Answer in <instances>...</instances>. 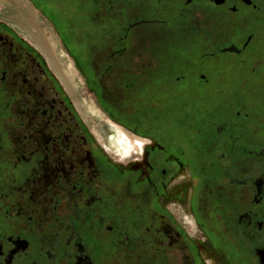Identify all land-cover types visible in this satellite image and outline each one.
<instances>
[{
  "label": "flooded vegetation",
  "instance_id": "af4514ba",
  "mask_svg": "<svg viewBox=\"0 0 264 264\" xmlns=\"http://www.w3.org/2000/svg\"><path fill=\"white\" fill-rule=\"evenodd\" d=\"M29 1L103 115L143 145L110 148L116 129L94 128L48 55L1 21L0 264H264V0ZM207 30L210 90L184 93L181 77L151 90L148 74L130 116L106 102L109 81L151 72L149 33ZM230 32L244 36H216ZM226 70L238 84L215 88Z\"/></svg>",
  "mask_w": 264,
  "mask_h": 264
},
{
  "label": "rangeland",
  "instance_id": "374dc122",
  "mask_svg": "<svg viewBox=\"0 0 264 264\" xmlns=\"http://www.w3.org/2000/svg\"><path fill=\"white\" fill-rule=\"evenodd\" d=\"M79 3V1H78ZM80 4V3H79ZM88 9H95V3L88 1ZM77 8V7H76ZM6 10V6L0 4V12H4ZM94 16V15H93ZM253 17V16H252ZM206 17H202L201 19L206 20ZM231 23L235 25H243L244 20L240 19L239 17L231 16ZM5 21V18L0 17V22ZM254 23V18H251L248 23ZM247 23V24H248ZM250 23V24H251ZM211 24V23H210ZM210 24L207 25L210 26ZM41 25L43 26L42 22ZM249 25V24H248ZM45 27H47L46 24H44ZM43 26V27H44ZM139 32L143 33L142 31L135 32L136 36L139 34ZM243 32V30L241 31ZM153 37L151 38V44H150V51L148 53V56L151 58L150 61V67L151 72H143V71H136V74L134 76H131L129 74H125L124 78L120 79L118 86H115L116 83H112V81H109L106 85V93L105 98L106 102L110 106H115L116 108L120 109L122 112H124V115H129L128 111L133 107H135V111L138 110V107L143 105L144 101V91L146 81L149 77L151 79V90L154 89V87L158 84H161L162 81H164L162 84H166L167 89H175L174 87V81L173 79L175 77H181L183 79V87L181 88L184 93H193L199 92L198 94H201L202 92L208 91L211 89V87L203 86L200 82V75H210L211 66L209 64V61L207 59H203L202 56L205 53L210 52L211 50L208 48H202L198 45V42L200 39L205 36V41H209V35L210 33L207 30V33L201 32L198 36H196L195 39L189 36V34H186L184 36H174L171 37L172 34H159V33H149ZM216 36L221 37L220 39L223 42H226L228 39H235L239 37H243V33H222V34H216ZM136 38V37H135ZM245 38H243L244 40ZM260 39H255L254 42H258ZM187 42V43H186ZM197 47L196 53H191L192 51L189 50L190 48ZM156 52V54H155ZM220 63V62H219ZM240 64V63H239ZM242 65V64H241ZM65 68H68L70 66L64 63L63 65ZM72 67V65L70 66ZM252 69H258V66L253 65L252 67L249 66L247 69L244 70H238L241 76V79L245 81L248 80L250 83L253 79L250 77ZM229 71H221V76L218 78L215 77V85L218 89V85H224L225 82H230V84H234L233 80H236L238 84V76L239 73L236 72V74H233L231 72L230 77L227 76ZM172 76V77H171ZM174 77V78H173ZM135 80V88H132L129 86L131 83V80ZM160 79L162 81H160ZM80 80V79H79ZM81 82V81H80ZM242 83V89L245 92L244 96L248 102L249 105H252V98H255L253 95L249 94L250 88L247 86L245 87V83L247 82H241ZM115 84V85H114ZM232 84V85H233ZM220 85V86H221ZM78 95L81 98L82 102L87 104V106H91L94 108L93 112L90 114L91 122L93 123L94 128L98 127L100 123L103 122L101 116L98 115L96 111H99L100 113L104 114L99 106L98 98L85 90L84 84L81 82L80 89L78 90ZM197 95V94H196ZM201 96V95H200ZM201 99L202 96L200 97ZM152 104L154 105L155 102L160 101L157 97L151 98ZM254 104V103H253ZM152 105V106H153ZM96 110V111H95ZM130 116V115H129Z\"/></svg>",
  "mask_w": 264,
  "mask_h": 264
},
{
  "label": "bare ground",
  "instance_id": "6f19581e",
  "mask_svg": "<svg viewBox=\"0 0 264 264\" xmlns=\"http://www.w3.org/2000/svg\"><path fill=\"white\" fill-rule=\"evenodd\" d=\"M0 4L6 6V10L0 12V17L5 18L9 23L16 26L20 33L32 38L36 45L48 55L54 68L62 75L72 94H78L81 82L73 69L74 67H70L71 65L68 68L63 67L64 63L69 65V61L71 60L66 58L60 48L59 40L53 28L51 26L43 27L41 25L42 19L36 9L31 5L30 1L0 0ZM81 102L82 101L78 99V106L87 120L91 122L90 114L93 112L94 108ZM96 112L101 116L102 120L108 121V124L112 126V130L116 129L117 131V134H114L109 142L108 146L110 148L117 147L120 150L124 149V152L128 153L127 150H129V148L138 151L139 147H142L143 142L139 138L132 137L125 130L116 126L117 124L115 125L113 122L109 121L102 113L99 111Z\"/></svg>",
  "mask_w": 264,
  "mask_h": 264
}]
</instances>
